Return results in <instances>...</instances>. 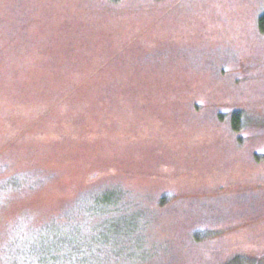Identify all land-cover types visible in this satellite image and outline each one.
Here are the masks:
<instances>
[{
  "label": "rangeland",
  "instance_id": "obj_1",
  "mask_svg": "<svg viewBox=\"0 0 264 264\" xmlns=\"http://www.w3.org/2000/svg\"><path fill=\"white\" fill-rule=\"evenodd\" d=\"M263 12L0 0V264L263 256Z\"/></svg>",
  "mask_w": 264,
  "mask_h": 264
},
{
  "label": "trees",
  "instance_id": "obj_2",
  "mask_svg": "<svg viewBox=\"0 0 264 264\" xmlns=\"http://www.w3.org/2000/svg\"><path fill=\"white\" fill-rule=\"evenodd\" d=\"M257 28L260 33L264 34V12L259 16L257 20ZM239 112L231 114V125L234 130H239ZM109 201V200H108ZM227 264H264L263 256H246L243 254L234 255Z\"/></svg>",
  "mask_w": 264,
  "mask_h": 264
}]
</instances>
